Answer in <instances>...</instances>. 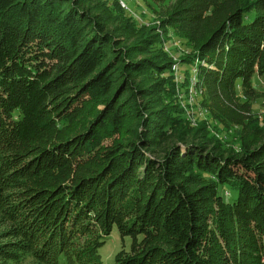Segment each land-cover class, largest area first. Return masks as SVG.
Segmentation results:
<instances>
[{"label":"trees","instance_id":"obj_1","mask_svg":"<svg viewBox=\"0 0 264 264\" xmlns=\"http://www.w3.org/2000/svg\"><path fill=\"white\" fill-rule=\"evenodd\" d=\"M58 1L0 0V217L18 255L102 264L99 250L117 229L132 244L115 264H264V129L236 155L180 138L149 159L144 149L174 125L160 128L152 113L134 128L139 142L101 145L127 119L102 63L108 42L102 33L80 37ZM165 23L197 42L187 65L197 66L212 113L249 121L254 78H264V0H179ZM85 97L103 109L83 130L58 129L84 110ZM137 117L146 118L140 109Z\"/></svg>","mask_w":264,"mask_h":264},{"label":"rangeland","instance_id":"obj_2","mask_svg":"<svg viewBox=\"0 0 264 264\" xmlns=\"http://www.w3.org/2000/svg\"><path fill=\"white\" fill-rule=\"evenodd\" d=\"M178 1L60 0V15L72 13L75 16L76 22L73 23L75 27H81L80 32L77 31L82 34L80 37L88 34L94 37L96 33H102L104 41L108 42L102 63L114 82L119 84L117 100L124 108L127 119L121 133H103L101 145L111 144L115 140L139 142L134 128L141 127L149 120L148 115L155 113L161 117L160 128L169 120L174 125L168 126L169 131L163 138L154 137L155 142L150 143L152 147L144 149L149 159L163 156L180 138L189 145L210 147L213 153L236 155L244 146L252 144L249 136L254 129H264V78H254V89L258 96L255 101L249 102V121L236 125L213 114L198 87L197 66L187 65L191 58L197 56V42L184 38L176 28L165 23L167 14ZM241 1L249 3L255 0ZM219 12L217 10V16L211 22L213 25ZM123 84H130L132 90L127 91ZM137 89L147 92L138 93L136 102L140 101L134 105L132 94ZM237 93L242 102H247L240 86ZM81 102L84 110L72 120L59 122L58 129L71 132L83 130L103 109L97 98L85 97L79 104ZM138 109L145 113L146 118L142 121L137 117ZM179 143L183 146V142ZM182 151H186L185 146ZM192 172L198 173L195 170ZM202 180L211 181L206 177H202ZM227 191L224 194L230 200L234 193ZM10 226L0 217V264H37L18 255L15 247L18 238H14ZM131 244L132 239H122L114 229L99 250L102 264H115L117 254L123 250L129 252Z\"/></svg>","mask_w":264,"mask_h":264}]
</instances>
